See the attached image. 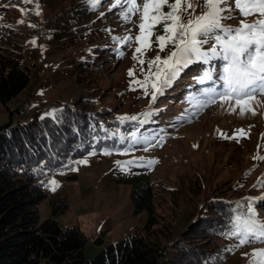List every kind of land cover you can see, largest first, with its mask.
<instances>
[{
  "label": "rangeland",
  "instance_id": "rangeland-1",
  "mask_svg": "<svg viewBox=\"0 0 264 264\" xmlns=\"http://www.w3.org/2000/svg\"><path fill=\"white\" fill-rule=\"evenodd\" d=\"M80 1L81 7L91 10V16L85 18L82 25L95 29L94 32L82 38L77 46L64 47L63 44L61 49H57L55 43H40L36 38L27 41L39 49L40 56L30 71L26 89L7 103L8 109L26 106L31 101L29 109L47 110L46 113L52 114L62 103L71 104L81 96H87L103 105H114L121 113H132L129 117L137 113L149 121L154 115L157 123L152 124V135L148 136L152 141L150 144L142 142L145 138L125 148L90 153L77 159L69 169L53 174L47 188L49 198L39 205L40 219L50 216V201L65 200L66 208L57 216L58 223L62 229L75 227L82 232L87 238L83 256L87 261L92 260L106 245L126 237L138 222L139 217L133 215L129 199L130 187L117 183L116 179L119 175L141 169L147 171L154 182L168 187L184 185L189 190V202L197 209L212 197L236 204L240 209L254 203V209L264 217V187L258 184H264V160L256 158L264 156V104L252 103L256 115L251 112L241 115L234 102H231L236 108L234 112L230 111L229 103L223 106L217 103L199 111L198 115H192L197 109L189 103L190 98L200 97L209 87L217 86L218 91L223 90L222 81L218 79L224 66L221 60L206 65L189 64L152 103L151 95H145L136 81L145 80L149 62L156 55L165 58L172 50L170 44L163 52L159 50L156 36L163 34L162 26L153 29L148 41L150 46L136 53L135 49L141 47L135 40L140 34V12L130 15V22H126L120 7H112L115 0H100L95 8L90 0ZM142 3L143 0H137L138 5ZM4 6L9 8H2L0 12L12 10L19 16L33 7L39 15L45 14L33 0H20L12 6ZM164 10L168 11L167 8ZM200 11L201 8H197V13ZM234 15L236 19L225 23L237 27L245 18L238 9ZM257 18L249 16L247 22H254ZM9 20L11 18L6 15L0 16V53L9 49V43L1 38V33L7 31ZM9 23L12 25L13 22ZM129 36L132 39L125 42L124 38ZM97 51L100 54L95 57L93 52ZM68 60L72 61L71 64L66 62ZM140 60L144 61L143 65ZM86 61L93 62L92 67L83 70L81 67ZM209 68L215 72V84L211 81L203 85L198 83L197 77ZM130 69L132 76L129 75ZM152 71H155L154 66ZM155 109H159L158 112H154ZM145 113L151 115L145 117ZM8 114L7 109H0V126L8 121ZM53 180L56 181L55 191L52 190ZM187 213V209L180 210L177 216L180 224L186 222ZM141 217L144 218L145 214ZM98 239L101 243L96 242ZM232 249L233 254L224 264H250V254L264 249V244L236 248L235 243Z\"/></svg>",
  "mask_w": 264,
  "mask_h": 264
},
{
  "label": "trees",
  "instance_id": "trees-1",
  "mask_svg": "<svg viewBox=\"0 0 264 264\" xmlns=\"http://www.w3.org/2000/svg\"><path fill=\"white\" fill-rule=\"evenodd\" d=\"M19 1L0 0V9ZM33 2L45 12L43 16L33 7L19 16L12 10L0 12L1 17L11 18L7 31L1 33L9 49L0 53V109L9 113L8 121L0 126V264H224L238 243L226 234L234 217L247 206L240 209L209 197L197 209L189 202L184 185L154 182L143 169L116 179L130 187L129 199L138 222L126 237L106 245L92 260L83 256L87 238L82 232L75 227L62 229L58 223L65 200L50 201V216L40 219L39 205L49 198L47 188L53 174L90 153L114 151L148 139L157 119L152 115L148 121L135 113L137 120L122 121L118 118L132 113H121L114 105L87 96L62 103L52 114L36 110L25 116L22 106L9 110L7 103L26 89L40 56L39 49L27 41L36 38L61 49L63 44L77 46L95 30L82 25L91 10L81 7L80 0ZM93 54L98 57L100 52ZM91 64L86 61L81 69ZM181 209L188 211L182 224Z\"/></svg>",
  "mask_w": 264,
  "mask_h": 264
},
{
  "label": "snow or ice",
  "instance_id": "snow-or-ice-1",
  "mask_svg": "<svg viewBox=\"0 0 264 264\" xmlns=\"http://www.w3.org/2000/svg\"><path fill=\"white\" fill-rule=\"evenodd\" d=\"M90 3L95 8L100 0H90ZM118 6L126 22H130V15L141 13L140 34L135 37L141 47L135 49L136 53H141L142 48L150 46L149 38L158 25L162 26L163 30L162 35L156 36L159 50L163 52L165 47L172 45V50L165 58L156 55L149 62V72L145 80L136 81L144 89L145 95H151L152 103H155L158 95L164 94L165 89L172 85L183 68L189 64L206 65L213 60H221L224 66L219 80L222 81L223 90L209 87L204 89L200 97L190 98L189 103L197 109L192 115H198L199 111L217 103L221 106L229 103L230 111L234 112L236 108L231 102L240 108L241 115L245 112L256 115L252 103L264 104V0H203L202 4L200 0H143L142 5H138L137 0H115L112 7ZM165 8L168 11H165ZM197 8H201L199 13ZM236 9L245 19L240 20L239 26L232 27L225 22L237 18L234 15ZM253 15L258 18L254 22H247V17ZM131 39L130 36L125 37L124 41ZM133 59H137L135 54ZM139 63L143 65L144 61L140 60ZM153 66L155 71H152ZM129 75H133L131 69ZM214 75V70L205 69L197 77V82L203 85L211 81L215 84ZM144 115L147 117L151 113ZM118 119L137 120L138 117ZM188 119L191 122V117ZM239 131L243 133V129ZM142 142L147 145L152 141L146 138ZM144 150L147 151L148 148L145 147ZM256 158L264 160V156ZM51 184L52 190L55 191L56 181H51ZM258 184L264 187L261 182ZM226 235L228 239L238 242L236 248L253 243L264 244V217L260 216L252 203H248L245 212L234 217ZM250 256V264H264V249L254 250Z\"/></svg>",
  "mask_w": 264,
  "mask_h": 264
}]
</instances>
